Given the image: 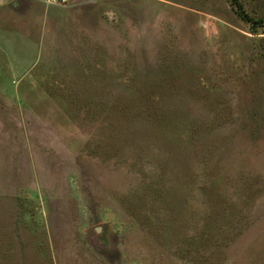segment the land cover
<instances>
[{"label": "rangeland", "instance_id": "1", "mask_svg": "<svg viewBox=\"0 0 264 264\" xmlns=\"http://www.w3.org/2000/svg\"><path fill=\"white\" fill-rule=\"evenodd\" d=\"M0 264H264V0H0Z\"/></svg>", "mask_w": 264, "mask_h": 264}, {"label": "built area", "instance_id": "2", "mask_svg": "<svg viewBox=\"0 0 264 264\" xmlns=\"http://www.w3.org/2000/svg\"><path fill=\"white\" fill-rule=\"evenodd\" d=\"M46 6L49 5H68L72 0H41Z\"/></svg>", "mask_w": 264, "mask_h": 264}, {"label": "trees", "instance_id": "3", "mask_svg": "<svg viewBox=\"0 0 264 264\" xmlns=\"http://www.w3.org/2000/svg\"><path fill=\"white\" fill-rule=\"evenodd\" d=\"M232 1H234V0H232ZM241 11H242V10H239V11H238V15H239L240 17H243V16H242L243 14H242Z\"/></svg>", "mask_w": 264, "mask_h": 264}]
</instances>
